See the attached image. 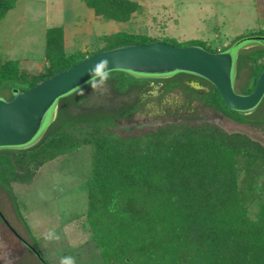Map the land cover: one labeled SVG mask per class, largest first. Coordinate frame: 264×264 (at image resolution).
<instances>
[{"label":"trees","instance_id":"obj_1","mask_svg":"<svg viewBox=\"0 0 264 264\" xmlns=\"http://www.w3.org/2000/svg\"><path fill=\"white\" fill-rule=\"evenodd\" d=\"M83 1L105 20L126 21L137 9L130 0ZM15 3L0 0V21ZM63 36L61 26L47 29L48 66L41 71H22L11 60L0 65V91H8L9 100L13 90L26 92L99 51L157 41L143 34L118 32L106 36L105 46L96 51L66 54ZM251 36H264V32H250L236 41ZM169 41L179 48L197 46L214 53L231 50L215 51L201 40ZM246 62L250 75L240 88L243 95L253 92L264 69V45L237 58L234 79ZM172 74L180 78L165 77V91L180 87L190 98L237 123L264 125V119L251 117L254 110L247 113L227 107L219 90L207 80L186 72ZM140 76L113 70L72 94L103 77L113 79L124 92ZM193 79L204 80L209 89H193L187 83ZM67 119L62 105L58 122L33 146L0 149V185L12 193L13 181L30 182L40 165L89 145L92 158L83 230L92 234L103 264H264L263 145L203 123H174L121 136L111 127L110 115L85 122L68 123ZM18 153L26 157L23 174L17 172Z\"/></svg>","mask_w":264,"mask_h":264},{"label":"rangeland","instance_id":"obj_2","mask_svg":"<svg viewBox=\"0 0 264 264\" xmlns=\"http://www.w3.org/2000/svg\"><path fill=\"white\" fill-rule=\"evenodd\" d=\"M130 1L137 4L136 11L126 21H114L96 16L83 0H16L15 7L0 21V65L11 60L25 72L43 70L48 66L46 31L59 26L64 30L66 54L96 51L105 46L106 36L118 32L143 34L167 43L201 40L215 51L234 48L236 60L262 46L236 38L264 32V0ZM249 66L248 62L243 64L233 77L238 94L249 80ZM163 79L136 77L121 92L113 79L103 77L73 95L81 86L56 101L41 133L52 129L65 105L68 123L110 115L111 127L121 136L174 123H203L228 134L245 135L264 146V125L237 123L190 98L180 87L165 91ZM190 85L209 89L201 79H193ZM9 97L8 91H0L1 100L9 101ZM256 108L251 117L264 119V97ZM91 158V147L83 146L40 165L30 182L13 181L12 193L0 185V214L23 240L41 251L49 264H61L66 257L71 258L66 264H103L92 234L83 230ZM16 161L17 172L25 173L26 157L18 153ZM0 264H42L1 217Z\"/></svg>","mask_w":264,"mask_h":264},{"label":"water","instance_id":"obj_3","mask_svg":"<svg viewBox=\"0 0 264 264\" xmlns=\"http://www.w3.org/2000/svg\"><path fill=\"white\" fill-rule=\"evenodd\" d=\"M241 41L264 42V36ZM234 65L235 59L230 51L214 53L197 46L179 48L162 41L99 51L26 92L13 90L14 96L9 101L0 99V149L33 146L40 139L44 121L55 109L58 99L113 70L146 76L175 72L194 74L215 86L227 107L250 113L264 97V69L253 92L243 95L233 88ZM0 217L41 263L46 264L37 250L23 240L1 214Z\"/></svg>","mask_w":264,"mask_h":264},{"label":"flooded vegetation","instance_id":"obj_4","mask_svg":"<svg viewBox=\"0 0 264 264\" xmlns=\"http://www.w3.org/2000/svg\"><path fill=\"white\" fill-rule=\"evenodd\" d=\"M252 37V36H251ZM253 37H255V36H253ZM247 38V37H246ZM249 38V37H248ZM244 42H254V43H258V44H262V46L264 45V42H259V41H244ZM228 51H230L232 54L234 53L233 51H234V48H231V50H228ZM234 56V59H235V64H236V58H235V55H233ZM234 72H235V65H234ZM171 75H173V74H168V75H158V76H146V75H141V76H144V77H168V76H171ZM197 76V75H196ZM193 80H191V81H189V82H187L188 83V85L190 86V87H192L193 89H195V90H200V91H202V92H206L207 91V89L205 90V89H201V88H199V89H197L196 87H193L192 85H190L191 84V82H192ZM251 113V112H250Z\"/></svg>","mask_w":264,"mask_h":264},{"label":"clouds","instance_id":"obj_5","mask_svg":"<svg viewBox=\"0 0 264 264\" xmlns=\"http://www.w3.org/2000/svg\"><path fill=\"white\" fill-rule=\"evenodd\" d=\"M69 261H71V258L66 257L65 260L61 261V264H66V262H69ZM73 264H74V262H73Z\"/></svg>","mask_w":264,"mask_h":264}]
</instances>
